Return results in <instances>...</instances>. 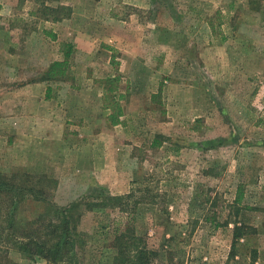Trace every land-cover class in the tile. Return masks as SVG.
<instances>
[{"label":"rangeland","instance_id":"374dc122","mask_svg":"<svg viewBox=\"0 0 264 264\" xmlns=\"http://www.w3.org/2000/svg\"><path fill=\"white\" fill-rule=\"evenodd\" d=\"M0 181L18 225L79 204L77 264L118 228L149 264H264V0H0Z\"/></svg>","mask_w":264,"mask_h":264},{"label":"trees","instance_id":"16d2710c","mask_svg":"<svg viewBox=\"0 0 264 264\" xmlns=\"http://www.w3.org/2000/svg\"><path fill=\"white\" fill-rule=\"evenodd\" d=\"M68 55L69 53L65 54V57L67 58ZM64 62L65 60L53 62L49 69L50 76L58 74L56 68L62 66ZM59 73H63V70ZM110 119L112 124L116 123L113 116H110ZM6 192L11 193L9 197L11 199L4 204V207L0 203V212L4 211L6 216V219L0 223V241L4 242L5 250L16 248L17 251L28 256L43 257L55 264H77L74 260L77 256L75 246L79 241L84 243L81 240L83 233L77 231L78 213L75 210L79 204L73 203L61 209L50 206L46 212H40L33 221L25 223L19 221L23 224L18 225L14 219L15 212L20 201L28 193L32 194L33 190L22 183L17 185L14 182L0 181V195ZM120 210L127 211L126 204H122ZM20 226H22L21 229L16 228ZM113 232L110 244L113 248L114 264H149L155 257L156 253L146 249L141 243L142 238L131 234L128 229L118 228Z\"/></svg>","mask_w":264,"mask_h":264}]
</instances>
